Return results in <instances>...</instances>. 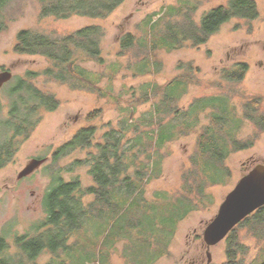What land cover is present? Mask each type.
<instances>
[{
  "label": "rangeland",
  "instance_id": "1",
  "mask_svg": "<svg viewBox=\"0 0 264 264\" xmlns=\"http://www.w3.org/2000/svg\"><path fill=\"white\" fill-rule=\"evenodd\" d=\"M254 1L259 11L257 18H231L220 25L201 45L195 46L191 40H185L181 48L151 50L145 46L148 41L149 20L152 23L179 6L187 8L186 6L196 5L191 17L198 22L211 8L226 6L229 0H125L104 18L72 15L62 19L40 16L41 6L38 0H11L6 9L5 26L0 29V71L8 69L13 73V77L0 91V126L10 115L9 90L16 84V77L32 85L43 95L53 97L57 105L52 109L37 110L32 116L36 121L35 125L29 130L24 129L22 135L16 138L19 148L11 157L13 160L6 161L5 167L0 171V181L4 183L0 234L6 237L10 253L16 252L15 236L32 235V227L44 219L41 200L50 181L47 166L52 164L54 152L77 130L89 125L97 128L98 142L102 140L103 132L111 126H115L119 132V120L128 115V111L133 107L134 118L141 117L159 98V94L153 97L151 93L147 101L140 102L147 89L146 85H158L163 88L178 78L177 83L181 84L177 86L179 95L184 87L186 90L180 95L178 102L172 105L178 112L188 110L197 98H205L204 101L210 103L218 95H226L236 106L238 117H243V102L251 96L261 97L262 100L256 116L264 113V0ZM181 18L182 16L175 14L172 20ZM160 22V27L163 28L166 20ZM90 25H100L104 29L101 41L103 61L88 60L80 64L87 70L89 79L95 81L99 78L96 88L93 85V88H90L73 79L60 82L54 75L43 73L46 67L51 66V62L43 56L14 52L13 47L19 30L32 29L60 37ZM127 33L133 34L135 40L126 52L121 50V39ZM149 61L155 66L149 67ZM245 63L248 64L246 70ZM235 69L238 75H242L237 81L229 79V73ZM24 93L21 91L19 94ZM210 112V109L201 112L197 125L191 131L179 133L159 149L149 147L147 152H154V157L150 159L157 171L147 176L148 181L144 185V197L147 201H154L161 192L174 197L189 194L183 186L192 183L194 179L190 173L197 168L193 163V159L198 155L197 137L203 127L210 124ZM92 113L97 116L88 119ZM169 118L167 115L163 122ZM178 118L180 121L177 130H183V115L180 114ZM1 132L2 137L3 129ZM132 136L133 132L129 131L127 138ZM237 137L239 140L255 137V140L252 146L231 152L223 161V166L229 172L222 182L208 184L205 188V193L210 199L202 201L195 193L190 194L191 197L195 195L197 207L178 222L173 236L168 241L166 253H162L163 248L158 245L147 243L141 264H188L200 257L206 262L202 237L206 223L215 216L224 197L241 176L255 164H264V131L244 119ZM87 152V149L75 150L62 157L58 164H70L75 159L86 157ZM147 152L132 157L131 173L142 164H150ZM43 155L49 158L48 164L30 177L18 181V173L31 158ZM73 174L81 178L83 185L92 184L87 165H79L71 173L63 172L67 179ZM89 198L87 196L85 200ZM159 206L160 204L153 205L154 208H149L148 213L161 214L155 209H159ZM154 231L153 228L147 229L144 236L156 239L159 233L156 235ZM236 233L238 241L245 248V254L239 255L236 261L241 259L242 264H256L264 257V239L255 237L245 226H237ZM68 242L72 244L74 237H70ZM122 253L123 245L120 243L110 255V264H128ZM210 253L211 264L236 263H232L227 257L224 239L211 246ZM50 258L51 254L45 251L35 262L45 264Z\"/></svg>",
  "mask_w": 264,
  "mask_h": 264
},
{
  "label": "trees",
  "instance_id": "2",
  "mask_svg": "<svg viewBox=\"0 0 264 264\" xmlns=\"http://www.w3.org/2000/svg\"><path fill=\"white\" fill-rule=\"evenodd\" d=\"M38 1L41 6L40 16L62 19L72 15L104 18L125 0ZM10 2L11 0H0V29L5 26L6 9ZM186 7L179 6L174 11L169 10L162 16L163 19L158 18L152 23L148 19V45L145 42V46L151 50H170L183 47L185 40H191L195 46L201 45L231 18H256L254 0H229L226 6L211 8L198 22L191 17V12L197 6ZM175 14L182 18L173 21ZM161 19L166 20L163 28L160 27ZM103 36L104 29L100 25L86 26L60 37L22 29L16 34L13 49L19 54L40 55L49 60L51 66L46 67L43 73L54 75L60 82L73 79L96 88L99 78L95 81L89 79L87 70L80 63L88 60L103 61ZM134 40L133 34L124 35L121 50L128 51ZM152 65L149 61L148 66L152 68ZM236 72L237 69L229 73L230 80L241 79L242 75ZM15 81L16 84L9 90L10 115L1 123L6 160L13 138L21 136L24 129L29 130L35 125L36 121L32 116L37 110L52 109L57 105L53 97L43 95L21 78L16 77ZM177 82L178 78H175L163 88L146 85L149 90L145 89L140 102L147 101L151 93L153 97L159 94L158 100L139 118L135 119L133 116L135 107L129 110L128 115L119 120V132L115 126H111L103 132L102 140L98 142L97 128L89 125L77 130L54 152L53 162L47 166L50 181L41 200L44 219L32 227V235L15 236L14 253L9 252L6 237L0 236V264H36V258L45 251L51 254L45 264H110V255L120 243L123 245L122 255L128 264H141L147 243L158 245L163 248L162 253H166L168 241L178 222L197 207L194 196L197 195L202 201L210 199L205 188L208 184L222 182L229 172L223 166V161L231 152L253 145L255 137L247 140H239L237 137L243 120L253 122L264 131V114L256 116L261 101L258 97L251 96L243 102V117H238L236 106L226 95H218L210 103L204 101L205 98H197L188 110L178 112L172 105L178 102L186 90L184 87L180 96L177 86L181 84ZM21 91L25 93L19 94ZM206 109L211 111V122L203 127L197 137L198 155L193 159L197 168L190 173L194 179L188 186H183L189 194L174 197L161 192L154 201H147L144 197V185L148 181V174L157 171L150 159L154 157V152H147L149 147L159 149L179 133L191 131L199 121V114ZM180 114L184 121L181 124H185L183 130H177ZM167 115L170 116L169 120L163 122ZM96 116L97 114L92 113L88 119ZM129 131L133 132L131 138H127ZM125 140L127 145L124 144ZM78 149H87L86 157L75 159L67 165L58 164L62 157ZM146 152L150 164H142L131 173L132 157ZM79 165H87L92 184L83 185L81 178L75 174L69 179L64 177L63 172L71 173ZM191 193L195 195L191 197ZM87 196L90 197L89 200H85ZM155 204H160L159 209H155L161 214L151 215L148 213L149 208ZM237 226L248 227L255 237L264 239V206L246 216L228 233L226 255L232 263L239 255L245 254L244 245L238 241ZM151 228L155 229L156 235L159 233L156 239L144 236L147 229ZM70 237H74L72 244L68 242ZM235 264H242L241 259ZM256 264H264V257Z\"/></svg>",
  "mask_w": 264,
  "mask_h": 264
},
{
  "label": "water",
  "instance_id": "3",
  "mask_svg": "<svg viewBox=\"0 0 264 264\" xmlns=\"http://www.w3.org/2000/svg\"><path fill=\"white\" fill-rule=\"evenodd\" d=\"M13 73L0 71V89L11 80ZM45 160L31 159L18 174V178L29 175ZM264 206V164L257 163L247 170L219 205L218 211L203 230L207 264L211 262L210 247L222 241L246 216Z\"/></svg>",
  "mask_w": 264,
  "mask_h": 264
},
{
  "label": "flooded vegetation",
  "instance_id": "4",
  "mask_svg": "<svg viewBox=\"0 0 264 264\" xmlns=\"http://www.w3.org/2000/svg\"><path fill=\"white\" fill-rule=\"evenodd\" d=\"M258 14H259V11H258V8H257V6H256V18L258 17ZM244 67H245V70L248 68V64L247 63H245L244 64ZM7 83V82H6ZM6 83H4V85L6 84ZM3 85V86H4ZM3 86H2V88H3ZM1 88V89H2ZM1 89H0V91H1ZM258 99H261V97H258ZM262 101V100H261ZM261 101H260V105H261ZM260 107V106H259ZM262 114H264L263 112L261 113V115ZM1 130H2V127L0 126V133L2 134V132H1ZM3 137V136H2ZM2 137L0 136V171L1 170H3V168L5 167V164H6V161H10L11 159L13 160V158H11V157H13L14 156V153H15V151H17V149L19 148V144H18V142H16V138L17 137H19V136H17V137H14L13 138V144H12V146H11V149H10V154H8V158H7V160L5 159V151H4V144H3V142H2ZM33 158H41V159H44L45 161L43 162V163H41L32 173H30L29 175H26V176H23V177H21V178H18V176H17V180L19 181V180H22V179H24V178H28V177H30L31 175H33L34 173H36L37 171H39V170H41L46 164H48V162H49V158L46 156V155H43V156H33L31 159H33ZM27 165V164H26ZM24 168V167H23ZM21 172V171H20ZM19 172V173H20ZM18 173V174H19ZM3 187H4V183L2 182V180L0 181V210H1V207H2V203H3ZM0 236H1V234H0ZM228 236V235H227ZM227 236L225 237V241H226V239H227ZM202 237H203V235H202ZM205 250H206V245H205ZM205 254H206V251H205ZM207 257V256H206ZM212 260V259H211ZM202 262L204 263V259L202 258V257H200V258H195L194 260H192V261H190L188 264H202ZM212 262V261H211ZM211 262L209 263V264H211ZM204 264H207V260H206V262L204 263Z\"/></svg>",
  "mask_w": 264,
  "mask_h": 264
}]
</instances>
